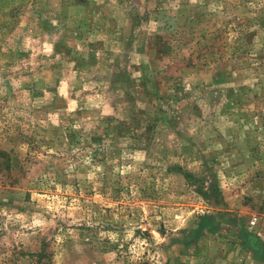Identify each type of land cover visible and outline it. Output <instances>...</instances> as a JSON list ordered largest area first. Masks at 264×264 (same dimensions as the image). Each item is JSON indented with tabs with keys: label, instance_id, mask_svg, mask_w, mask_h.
I'll return each mask as SVG.
<instances>
[{
	"label": "rangeland",
	"instance_id": "374dc122",
	"mask_svg": "<svg viewBox=\"0 0 264 264\" xmlns=\"http://www.w3.org/2000/svg\"><path fill=\"white\" fill-rule=\"evenodd\" d=\"M0 152V264H218L264 234V0H0Z\"/></svg>",
	"mask_w": 264,
	"mask_h": 264
},
{
	"label": "crops",
	"instance_id": "0c3cea01",
	"mask_svg": "<svg viewBox=\"0 0 264 264\" xmlns=\"http://www.w3.org/2000/svg\"><path fill=\"white\" fill-rule=\"evenodd\" d=\"M249 228V227H248ZM246 234L240 232L233 239L234 246L232 250H224L221 252L222 257L217 259L218 264H264V234L259 230L258 232L244 229ZM250 234V235H248ZM205 252H202L203 255ZM201 264H209L205 262L202 256ZM205 262V263H204Z\"/></svg>",
	"mask_w": 264,
	"mask_h": 264
},
{
	"label": "trees",
	"instance_id": "16d2710c",
	"mask_svg": "<svg viewBox=\"0 0 264 264\" xmlns=\"http://www.w3.org/2000/svg\"><path fill=\"white\" fill-rule=\"evenodd\" d=\"M239 27V26H238ZM246 34H247V32H244V33H242L241 32V37H242V40H240V42L241 43H245V36H246ZM0 153H2V152H0ZM3 154V153H2ZM189 176V174H186V177H188ZM211 223H210V220L208 219V218H205V219H203L202 221H201V223L198 225V228L200 227V229H201V227H203V226H207V225H210ZM241 233L243 234V236H245L246 234H244L245 233V231L242 229L241 230ZM194 235H196V232H194ZM198 235V234H197ZM248 235H250V234H248ZM194 238H195V236H194ZM43 256V253H40L39 254V257H42Z\"/></svg>",
	"mask_w": 264,
	"mask_h": 264
},
{
	"label": "built area",
	"instance_id": "2783aa9c",
	"mask_svg": "<svg viewBox=\"0 0 264 264\" xmlns=\"http://www.w3.org/2000/svg\"><path fill=\"white\" fill-rule=\"evenodd\" d=\"M255 223H256V219H255V218L249 220V225H250V226H251V225H255Z\"/></svg>",
	"mask_w": 264,
	"mask_h": 264
}]
</instances>
